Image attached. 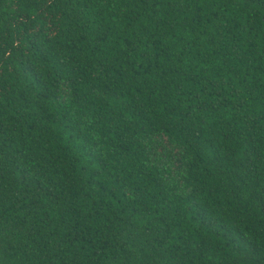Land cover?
Segmentation results:
<instances>
[{
	"label": "trees",
	"instance_id": "trees-1",
	"mask_svg": "<svg viewBox=\"0 0 264 264\" xmlns=\"http://www.w3.org/2000/svg\"><path fill=\"white\" fill-rule=\"evenodd\" d=\"M0 264H264V0H0Z\"/></svg>",
	"mask_w": 264,
	"mask_h": 264
},
{
	"label": "rangeland",
	"instance_id": "rangeland-1",
	"mask_svg": "<svg viewBox=\"0 0 264 264\" xmlns=\"http://www.w3.org/2000/svg\"><path fill=\"white\" fill-rule=\"evenodd\" d=\"M162 144L157 146V155L156 158L162 160L166 159V150H169L172 153L173 159L171 160V172H173V181L178 186L181 185L180 180L178 179V174H182L183 167L179 160L180 151L179 148L171 143H168L164 137L161 138Z\"/></svg>",
	"mask_w": 264,
	"mask_h": 264
}]
</instances>
